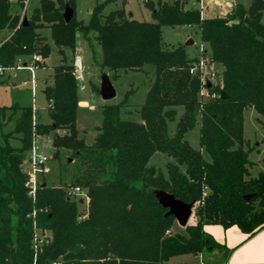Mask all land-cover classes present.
Returning a JSON list of instances; mask_svg holds the SVG:
<instances>
[{
	"label": "trees",
	"instance_id": "16d2710c",
	"mask_svg": "<svg viewBox=\"0 0 264 264\" xmlns=\"http://www.w3.org/2000/svg\"><path fill=\"white\" fill-rule=\"evenodd\" d=\"M144 6L152 22H138L123 8L103 15L102 4L84 24L75 18L74 0H39L24 26L19 12L11 11L12 1L0 0V33L7 32L0 39V76L14 70L20 58L40 68L33 57L50 55L46 37L38 32L44 27L62 51L74 52L77 33L91 50L94 41L102 54L98 67L116 76L145 67L153 73L140 122L121 119L127 92L121 103L102 107L90 144L76 128L79 96L72 64L55 66L42 89L49 123L37 124L32 107H15L20 114L0 145V264H170L178 256L226 251L204 231L208 222L236 227L248 237L264 228V172L250 175L252 148L243 137L248 108L260 117L264 131V2L253 0L248 8L234 4L227 15L215 18H202L182 0L156 6L147 0ZM66 7L73 10L67 23ZM175 26H196L206 46L202 55L221 67L216 85H205L214 98H199L201 82L190 74L197 60L188 57L185 46L164 47L161 28ZM90 88L99 95L97 86ZM177 108L182 114L169 134ZM197 124L200 150L185 140ZM52 132L56 158L60 150L70 152V185L52 187L42 180L32 199L21 166L33 141ZM10 138H18L20 146L11 147ZM156 152L174 161L165 175L147 166ZM66 188L86 193V212H78ZM152 190L193 204L182 232L173 230V217L164 219L166 210ZM246 195L253 198L245 201ZM38 231L50 236L35 239Z\"/></svg>",
	"mask_w": 264,
	"mask_h": 264
},
{
	"label": "rangeland",
	"instance_id": "374dc122",
	"mask_svg": "<svg viewBox=\"0 0 264 264\" xmlns=\"http://www.w3.org/2000/svg\"><path fill=\"white\" fill-rule=\"evenodd\" d=\"M12 1V12L17 10L21 15L22 20L25 18L30 19L32 11L39 6V0H29L26 7L20 0ZM156 6L158 1L170 2L171 0H151ZM185 1L186 9H196L201 12L204 18H215L222 15L227 9L224 4H220L222 0H203L202 6L197 1L199 0H182ZM230 3L240 4L245 8H248L253 0H226ZM264 2V0H262ZM145 1L140 0H74L75 4V18L78 21L87 24L90 19V12L98 5H104L102 14L107 15L109 12L123 8L127 14H130L134 20L138 22H152L150 11L144 6ZM22 4V8L19 9L17 5ZM224 5V6H223ZM233 7V6H232ZM231 7V8H232ZM231 10V9H230ZM230 12V11H229ZM227 15V14H226ZM261 23L264 25V9L261 15ZM41 36L46 37L47 43L50 46V55L48 58L37 62L39 69L35 70L37 88L35 95L32 96L29 86H23L24 81H28L30 73L27 69H22L26 62H30V58H20L17 61V65L11 72H16L12 76L11 72H5L0 76V145H4L3 136L13 131L15 126V119L20 114V111L15 107H32L34 111V120L38 123L47 124L49 119L46 113V102L42 94V89L45 83L50 84L52 69L61 64L68 63L73 64L74 59L79 56L84 64V77L86 79L87 89L85 92H79V102L86 100L88 105L93 107L91 110L85 108L81 113H89L85 118L80 112L77 114V129L80 131L79 137H83L86 144H90L94 135L96 134L95 128L101 122V111L105 105L119 104L123 101L125 94L130 93V96L125 100L123 108L121 110V119L131 122H140V106L143 104L146 93L152 83L153 73L150 67H145L142 72H118L117 76L108 70L99 68L101 62V50L92 41L93 49L88 47V44L83 39L80 33H77L75 40V49L72 52L69 49L63 51L56 48L50 39V29L44 27L38 31ZM7 32L0 33V39L4 38ZM92 35V34H91ZM162 42L164 47L170 49L177 46H185V43L189 40L193 41V45L185 47L187 55L190 59L199 60L202 58L205 45L201 44L199 40V31L196 26H175V27H162L161 28ZM62 51V53H60ZM20 69V70H18ZM214 70L220 75L219 67L215 64ZM102 73L108 75L116 96L110 101L104 102L99 95L93 93L90 88V84H94L98 88L101 83ZM79 105V104H78ZM3 110V111H1ZM89 112H88V111ZM80 113V114H79ZM182 114V109L177 108L176 120L172 123H168V133L172 134L175 129L176 122ZM84 115V113H83ZM260 117L255 113L252 108H248L243 114V137L247 142L248 147L252 148V152L249 155V161L253 163L250 169V175L255 177L258 172H264V131L261 129L258 120ZM53 132L48 136H40L37 138L36 144L38 145L42 154H45L50 158L49 166L51 173L45 178H41V181H45L49 186H64L70 185L72 165L68 166L70 152L60 150L58 157L56 150L51 146V139ZM63 134V133H61ZM185 140L194 150H200L199 146V125L197 124L191 131L185 135ZM9 145L17 148L20 146L18 138H10ZM205 159L207 156L204 154ZM173 159L166 154L156 152L154 153L147 166L155 168L164 175L166 174V166L173 163ZM23 173L28 171V164L26 161L22 164ZM183 172L184 167H180ZM40 181V182H41ZM67 188L65 189V193ZM78 205V204H77ZM85 205H78V212H86ZM192 218V217H191ZM190 218V219H191ZM173 230L182 232L183 229L178 226L175 221ZM50 232L44 233L36 232L35 239L43 240L44 237H49ZM219 251H215L212 254L204 255L200 254L197 257L192 255H183L172 258L169 263H185V264H206L213 263L218 259Z\"/></svg>",
	"mask_w": 264,
	"mask_h": 264
},
{
	"label": "built area",
	"instance_id": "2783aa9c",
	"mask_svg": "<svg viewBox=\"0 0 264 264\" xmlns=\"http://www.w3.org/2000/svg\"><path fill=\"white\" fill-rule=\"evenodd\" d=\"M24 7L28 4L29 0H20ZM140 1H147V0H140ZM200 2V1H199ZM200 8L202 9L203 6L200 3ZM201 14V12H200ZM22 20V18H21ZM34 62L41 61V58L38 56L33 57ZM73 71H74V78L77 83V89L79 92H85L87 89L86 79L84 77V65L80 58H75L72 64ZM215 64L212 63L207 57L202 55V58L197 60L194 63V66L190 70V74L194 75L199 78L202 88L199 92V98L201 100H206L214 98V94H210L209 90L205 88V85L210 84V86H215L217 83V79L220 76L217 71L214 70ZM22 69H27L30 73V78L28 81L23 82V86H29L32 96L35 95L37 83H36V76H35V67L32 64L26 65L24 64ZM20 70V69H18ZM0 74L2 71L0 70ZM37 140L35 139L32 143V146L28 152V156L26 162L28 164V171L24 173L25 175V187L28 190V195L34 199L36 195L37 188L40 184L41 178H45L49 176L51 173V168L49 166L50 158L45 154H42L38 145L36 144ZM66 196L71 200L78 203V205H85L88 204V198L86 193L79 189H67ZM82 201L80 204L79 202ZM82 220V218H79Z\"/></svg>",
	"mask_w": 264,
	"mask_h": 264
},
{
	"label": "crops",
	"instance_id": "0c3cea01",
	"mask_svg": "<svg viewBox=\"0 0 264 264\" xmlns=\"http://www.w3.org/2000/svg\"><path fill=\"white\" fill-rule=\"evenodd\" d=\"M199 1H197L199 5L200 3L202 4L203 0ZM220 4H224L225 7H227V9L222 13V15H226L230 11L231 7L234 5L233 2L230 3L226 0H222ZM201 17L204 18L202 15ZM76 58L80 57L77 56ZM218 67L219 72L221 73V67L219 65ZM10 74L14 76L16 72H11ZM85 108L91 110L93 107L89 106L86 100H82L81 102H79V110L84 111ZM79 110L78 112H80ZM83 113L81 114L85 118L89 114L85 112ZM77 131L80 134V131L78 129ZM259 173L260 172H258V174ZM203 229L207 234L211 235L217 243L223 245L226 249V251L221 252V254L218 255V259H216L215 262L211 264H264V228L250 237L241 233V231L236 227L224 229L222 226L218 224H211L210 222L206 223L203 226Z\"/></svg>",
	"mask_w": 264,
	"mask_h": 264
},
{
	"label": "water",
	"instance_id": "95a60500",
	"mask_svg": "<svg viewBox=\"0 0 264 264\" xmlns=\"http://www.w3.org/2000/svg\"><path fill=\"white\" fill-rule=\"evenodd\" d=\"M73 17V10L69 7H66L63 18L64 22H69ZM27 19L25 18L23 20V25H26ZM193 45V41L189 40L185 43V47ZM62 51H60L61 53ZM207 87H210V84H207ZM116 93L113 88V85L108 77V75L102 73L101 76V83L99 87V97L102 101L107 102L115 98ZM220 98L222 100L227 99V95L224 92L220 93ZM54 158H56V155H54ZM70 162V160H69ZM152 195L158 202V204L166 210V213L164 214V219L171 216L175 219L176 223L179 227L182 229L185 228L190 221V218L193 214V204H186L183 203L177 199L171 194H168L162 190H152ZM251 198H253V195H246L243 197L245 201H249ZM80 204L82 201L79 202Z\"/></svg>",
	"mask_w": 264,
	"mask_h": 264
}]
</instances>
